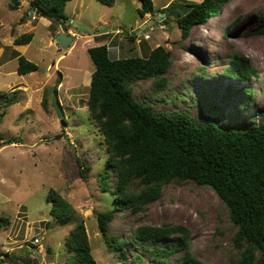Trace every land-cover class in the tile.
<instances>
[{"label":"rangeland","instance_id":"374dc122","mask_svg":"<svg viewBox=\"0 0 264 264\" xmlns=\"http://www.w3.org/2000/svg\"><path fill=\"white\" fill-rule=\"evenodd\" d=\"M16 1L0 0V216L8 220L0 226L1 264H72L64 240L80 220L94 264H136V255L140 264H177L184 250L162 263L152 257L153 244L148 242L126 243L118 257L98 231L96 213L116 203L101 189L106 150L87 108L95 68L87 48L106 44L118 58L146 57L154 47L164 46L171 56L167 86L153 92L152 79H138L135 98L150 100L157 110L186 112L196 124L210 119L222 128H247L264 118V34L258 32L264 28V0H225L218 15L194 25L185 39L176 23L178 5L199 0H152L156 11L143 17L137 12L138 0H116L113 5L69 0L64 21L49 20L48 25L38 14L30 15L29 0L19 10ZM59 28L74 31L66 48L55 44ZM23 33H32L31 41L13 44ZM15 52L37 69L19 74ZM234 54L247 57L258 75L246 81L228 78L223 71ZM44 96L46 109L41 105ZM57 102L63 120L53 110ZM52 191L72 207L65 224L50 215ZM143 224L181 225L193 257L205 264H236L227 209L209 186L164 184L160 197L142 211L117 208L109 233L128 239Z\"/></svg>","mask_w":264,"mask_h":264},{"label":"trees","instance_id":"16d2710c","mask_svg":"<svg viewBox=\"0 0 264 264\" xmlns=\"http://www.w3.org/2000/svg\"><path fill=\"white\" fill-rule=\"evenodd\" d=\"M68 1L29 0V9L60 23L66 18L64 7ZM98 1L113 5L116 0ZM138 1L140 17L154 14L152 0ZM224 2L199 0L178 5L181 11L175 10L176 23L181 37L187 38L194 25H204L218 15ZM258 32L264 34V28ZM32 37V33H23L13 39V44L26 45ZM134 37L132 31L130 38ZM87 51L95 65L87 108L106 150L105 168L100 173L101 189L113 195L116 203L113 209L96 213L97 228L104 243L113 248L118 257L126 243L138 246L148 242L153 244L152 257L159 262L166 263L167 257L184 250L177 264H205L189 252L188 232L181 225H139L128 239L109 233V222L117 208L129 207L138 213L160 197L164 184L193 182L211 187L224 203L229 228L233 230L232 260L236 264H264V118L247 128H222L210 119L196 124L186 112L157 110L150 100L135 98L133 87L138 79H152L153 92L167 86L165 72L171 56L164 46L154 47L146 57L114 58L106 44L89 47ZM14 56L19 74L37 69L34 62L20 53L15 52ZM223 72L228 78L239 81L258 75L249 59L237 54L230 58ZM60 81L58 78L57 83ZM41 105L47 108L45 96ZM86 170L88 167L80 172L83 178H86ZM48 198L52 199L50 215L61 224L67 223L71 205L54 191ZM7 222L0 216V226ZM64 246L72 264H94L82 220L69 231ZM134 258L135 263L140 264V256ZM3 261L0 257V264Z\"/></svg>","mask_w":264,"mask_h":264},{"label":"water","instance_id":"95a60500","mask_svg":"<svg viewBox=\"0 0 264 264\" xmlns=\"http://www.w3.org/2000/svg\"><path fill=\"white\" fill-rule=\"evenodd\" d=\"M157 16L154 17V19H152L153 21L156 19ZM148 25V23L146 24H143L140 28L139 31H141L143 28H145L146 26ZM54 40H55V43L60 47V48H66L69 46V44L71 43L72 41V36L68 33H65L63 31H59L58 33L55 34L54 36ZM53 110L56 114V116L63 120V116H64V113L59 105V103H55L54 106H53Z\"/></svg>","mask_w":264,"mask_h":264},{"label":"crops","instance_id":"0c3cea01","mask_svg":"<svg viewBox=\"0 0 264 264\" xmlns=\"http://www.w3.org/2000/svg\"><path fill=\"white\" fill-rule=\"evenodd\" d=\"M24 1L23 0H20V2H18V4L15 6L18 10L20 9V7H23L24 6ZM28 10V12H32V10L31 9H27ZM21 17V16H20ZM26 17H28V16H26ZM40 17V16H39ZM42 20H44V22H45V24L46 25H48V23H49V19H47V18H44V17H40ZM20 20H22V19H17V21H20ZM23 22H21V23H23V24H25V25H27V24H29L30 23V21L28 20V19H26V20H22ZM105 21H103V23H104ZM29 29H31V30H33V26H31V27H29ZM59 31H63V32H65V33H68V34H70L71 36H73L74 35V31H71L69 28H67L66 30H63L62 28H59V29H57L55 32L56 33H58ZM100 32H98V34H99ZM98 34L97 35H94V38L95 37H97L98 36ZM99 35H101V34H99ZM33 38V37H32ZM56 44V43H55ZM27 45V44H26ZM71 48H69V50H70ZM65 54H62V55H60V56H58V57H60V58H62L63 56H64Z\"/></svg>","mask_w":264,"mask_h":264},{"label":"clouds","instance_id":"9594fccd","mask_svg":"<svg viewBox=\"0 0 264 264\" xmlns=\"http://www.w3.org/2000/svg\"><path fill=\"white\" fill-rule=\"evenodd\" d=\"M32 10V9H31ZM35 12L34 11H32L31 13H30V15H33V16H35ZM35 18V17H34Z\"/></svg>","mask_w":264,"mask_h":264},{"label":"built area","instance_id":"2783aa9c","mask_svg":"<svg viewBox=\"0 0 264 264\" xmlns=\"http://www.w3.org/2000/svg\"><path fill=\"white\" fill-rule=\"evenodd\" d=\"M33 16V15H32Z\"/></svg>","mask_w":264,"mask_h":264}]
</instances>
